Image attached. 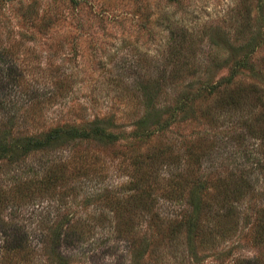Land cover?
<instances>
[{
  "label": "rangeland",
  "instance_id": "rangeland-1",
  "mask_svg": "<svg viewBox=\"0 0 264 264\" xmlns=\"http://www.w3.org/2000/svg\"><path fill=\"white\" fill-rule=\"evenodd\" d=\"M95 117L120 139L0 159V264H264V0H0V138Z\"/></svg>",
  "mask_w": 264,
  "mask_h": 264
},
{
  "label": "trees",
  "instance_id": "trees-1",
  "mask_svg": "<svg viewBox=\"0 0 264 264\" xmlns=\"http://www.w3.org/2000/svg\"><path fill=\"white\" fill-rule=\"evenodd\" d=\"M246 62L244 60H240L239 61V65H245ZM234 79V74H230L229 77H227L225 79V84H231V82H233ZM218 86V85H216ZM216 86L211 87L210 89H214L216 88ZM149 92L144 93V95L147 97ZM194 95V93H191ZM191 94L185 95L183 96L184 99L179 101V106H181V109H184L187 107V109L192 107L193 101L191 100ZM57 93H55L54 95H50L49 96V101L52 100V98H56ZM240 96L241 93H234L230 96H228L227 98H225L222 103L223 105H231L233 107H237L240 104ZM224 107V106H223ZM109 117V116H108ZM147 119V118H146ZM160 119V117H159ZM154 121L155 123L159 124L160 120ZM149 120H145L144 118H142L137 124L136 127L134 128L132 135L135 139H139V140H144L149 138L151 135H153L154 130H156L158 127H162V126H158L157 128L150 125ZM57 124L52 127L47 133L45 132L43 134L42 137L37 138L35 136H29L26 137L24 139V141H22V139L20 137H18L17 139H14L12 141H8L6 138H0V159L6 157L9 161H21L24 160V158L36 151V150H43L42 153L46 154H50L51 151H54L56 149H58L59 147L63 146L64 144H68V143H77L78 141L82 142V141H99V142H105V143H113L117 140L120 139V134L117 131H114L112 129V125L111 122L108 123V119L106 120L105 117L97 118L95 117L93 120H88L86 123H72V122H66V123H61L60 121L56 122ZM263 137H264V133H262ZM76 153V154H75ZM73 157H72V161L75 163L76 161L75 158L77 156V152H75ZM80 153V152H78ZM161 152H153V153H149V154H145L143 152L138 153V155L133 156V154L130 156L132 158V160L134 161L133 164H135L137 166L136 170H142V182L144 184V182H147V179H149V172L148 171H144L143 170V165L145 162L146 158H151L154 157V154L156 155H162L160 154ZM146 155V156H145ZM134 158V159H133ZM68 162H63V165L61 164L58 165L60 167V169L64 172L65 169H67L68 166ZM81 164V168H83L84 166V170L85 169L88 170L92 169V165L95 164L93 162H88L85 161V163L79 162ZM146 163V162H145ZM76 165H78V163H75ZM52 166V165H51ZM63 176V174H62ZM146 178V179H145ZM141 182V183H142ZM147 184V183H146ZM145 186H149V185H140L139 188L143 189ZM203 190L206 189V187H202ZM245 193V192H244ZM201 201V198L200 200ZM196 202V204L194 203L195 206L199 207L201 206V202ZM264 215V212H263ZM195 220H191L189 221V226H188V232H189V236L190 238L193 237L192 233L195 229V227L197 225H195ZM258 229H257V235L258 237H262L264 236V217H263V221L258 223L257 225ZM246 264H256V262L253 261H249L246 262ZM263 264V263H261Z\"/></svg>",
  "mask_w": 264,
  "mask_h": 264
}]
</instances>
